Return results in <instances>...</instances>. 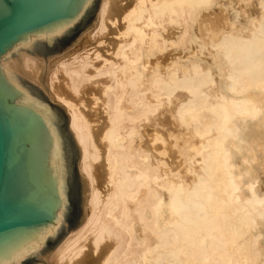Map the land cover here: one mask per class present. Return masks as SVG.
Segmentation results:
<instances>
[{"label": "bare ground", "instance_id": "6f19581e", "mask_svg": "<svg viewBox=\"0 0 264 264\" xmlns=\"http://www.w3.org/2000/svg\"><path fill=\"white\" fill-rule=\"evenodd\" d=\"M1 65L66 108L90 189L45 264H264L233 158L264 124V0H101L68 49Z\"/></svg>", "mask_w": 264, "mask_h": 264}, {"label": "water", "instance_id": "95a60500", "mask_svg": "<svg viewBox=\"0 0 264 264\" xmlns=\"http://www.w3.org/2000/svg\"><path fill=\"white\" fill-rule=\"evenodd\" d=\"M100 1L0 0V264H45L85 220L90 194L66 108L2 59L63 52Z\"/></svg>", "mask_w": 264, "mask_h": 264}, {"label": "rangeland", "instance_id": "374dc122", "mask_svg": "<svg viewBox=\"0 0 264 264\" xmlns=\"http://www.w3.org/2000/svg\"><path fill=\"white\" fill-rule=\"evenodd\" d=\"M260 119L254 120L242 128L243 139L237 143L233 158L245 184L253 182L258 193L264 192V124ZM169 161L175 162L167 155ZM264 230V227L262 228ZM264 246V239H263ZM141 264H147L142 262Z\"/></svg>", "mask_w": 264, "mask_h": 264}]
</instances>
